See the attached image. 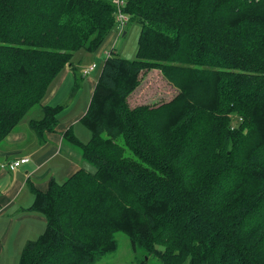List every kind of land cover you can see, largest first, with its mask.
<instances>
[{
  "label": "trees",
  "instance_id": "16d2710c",
  "mask_svg": "<svg viewBox=\"0 0 264 264\" xmlns=\"http://www.w3.org/2000/svg\"><path fill=\"white\" fill-rule=\"evenodd\" d=\"M122 1L140 27L135 56L104 59L80 119L90 139L63 134L94 170L34 192L46 225L18 264H91L117 233L154 261L140 264H264V0ZM115 10L0 0V142L76 51L100 48ZM149 70L177 93L131 106ZM62 109L42 106L31 128L53 131Z\"/></svg>",
  "mask_w": 264,
  "mask_h": 264
},
{
  "label": "crops",
  "instance_id": "0c3cea01",
  "mask_svg": "<svg viewBox=\"0 0 264 264\" xmlns=\"http://www.w3.org/2000/svg\"><path fill=\"white\" fill-rule=\"evenodd\" d=\"M134 26L135 29L133 28L132 32L136 31L135 40L137 41L140 28L138 25ZM127 33L125 29L122 34H119V38L125 37ZM112 37L109 38L107 44ZM127 41L120 47L121 53L124 50L127 54V48L124 47ZM106 45L94 56L89 53L82 55L86 62L80 64L81 76L86 78L90 97L101 70L95 76L92 75V71L90 75H88L89 73L84 75L83 70L87 65L94 63V59H103L104 62L109 51L113 48L115 52L114 44L109 51L106 50ZM72 65H69L68 68L65 67L54 79L55 82L47 91L41 105L32 108L36 111L35 115L27 118L24 126H16L0 142V264H18L20 254L27 242L36 239L45 229V217L32 208L34 192L44 193L48 190L51 180L63 182L80 168H84V160L79 148L64 138L63 134L68 128H72L78 138V132L73 123L81 119L88 106L84 111H78L70 118H64L63 107L59 112L58 121L53 131L39 134L31 128L29 123L30 119L41 117L42 106L58 105V99L64 95L66 87L69 85L72 86V89L77 87V66ZM78 68L80 69V67ZM32 110L28 112L30 113ZM23 157L28 158V162L14 170L2 167L6 162Z\"/></svg>",
  "mask_w": 264,
  "mask_h": 264
},
{
  "label": "rangeland",
  "instance_id": "374dc122",
  "mask_svg": "<svg viewBox=\"0 0 264 264\" xmlns=\"http://www.w3.org/2000/svg\"><path fill=\"white\" fill-rule=\"evenodd\" d=\"M136 24L137 23L128 22L126 25L127 28H124L128 32L127 35L125 37L120 38L119 30L114 26L112 28V31L108 34L105 41L97 51H99L103 46H105L109 38L113 36L110 42L106 45V50L109 51L114 44L115 53L117 52V55L128 59L134 58L136 50V31L134 30V32H132V29H135L134 25ZM126 40L128 41L125 44L126 46L124 47L127 48V54L124 50L123 53L120 52V47ZM97 51H95L91 55H96ZM83 54H85L84 50H78L73 54L70 60V63L77 66V87H73L72 89V86L70 87L69 85L68 87H66L64 95L60 97V99H58L59 104L63 105L64 107V110L62 111L64 118H70L78 111H84L86 106H88V102L90 99L89 86L86 85V78L81 76L82 68L80 66V64L86 62V59L82 58ZM94 61L97 66L92 71V75L95 76L101 70L103 59H94ZM69 64L66 66L67 68L69 67ZM78 67H80V69ZM90 74L91 72L88 75ZM54 82L55 80L51 83L50 87L53 85ZM176 93L177 90L167 81L166 78H164V76H162V74L158 70H149L141 76L140 85L129 97V103L131 106L137 104L157 105L164 101L172 99L176 95ZM30 110H32V108ZM34 110L35 109H33L30 113L28 112L29 114L27 113L24 116L25 118L23 117L24 119L22 118L23 120L20 122V124H18L19 126H17H24L27 122V118L35 115L36 111ZM237 122H239V119L233 118V124L237 125ZM73 124L74 128H76L78 132V138L82 142H87L91 137V132L88 130V128L80 120L75 121ZM83 164L86 170H94V166L92 164L86 161H84ZM115 238L117 241V248L112 252L102 255L91 264H140L146 259L149 261V263L154 262H152V257H147L146 252L143 249L138 248L134 250L127 235L123 233H117L115 235Z\"/></svg>",
  "mask_w": 264,
  "mask_h": 264
},
{
  "label": "built area",
  "instance_id": "2783aa9c",
  "mask_svg": "<svg viewBox=\"0 0 264 264\" xmlns=\"http://www.w3.org/2000/svg\"><path fill=\"white\" fill-rule=\"evenodd\" d=\"M112 3L115 5L116 10H115V27L119 30V34H122L124 27L126 26L129 16L123 11L122 6H123V1L122 0H111ZM96 68V63H91L89 66H87L83 70V74L87 75L91 71H93ZM28 162V158L23 157L14 161L6 162L2 165V167H6L10 170H14L20 165Z\"/></svg>",
  "mask_w": 264,
  "mask_h": 264
}]
</instances>
